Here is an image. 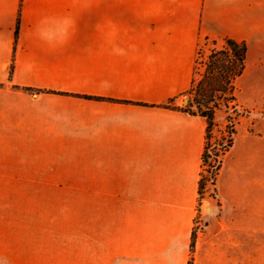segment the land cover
<instances>
[{"label":"crops","instance_id":"0c3cea01","mask_svg":"<svg viewBox=\"0 0 264 264\" xmlns=\"http://www.w3.org/2000/svg\"><path fill=\"white\" fill-rule=\"evenodd\" d=\"M226 39L264 88V0H0V264H189L207 122L178 106ZM217 189L255 217L264 133Z\"/></svg>","mask_w":264,"mask_h":264},{"label":"rangeland","instance_id":"374dc122","mask_svg":"<svg viewBox=\"0 0 264 264\" xmlns=\"http://www.w3.org/2000/svg\"><path fill=\"white\" fill-rule=\"evenodd\" d=\"M216 47H222L223 41H215ZM214 41L202 44V55L195 71V80H199L203 73L210 51L214 48ZM201 63V64H200ZM237 82L236 109L226 111L225 108L217 110L216 119L208 141L209 163L204 169L205 187L199 200L197 217L195 220L194 247L191 249L189 264H264V206L256 201L255 217H241L239 228L222 219L220 203L218 201V176L216 170L220 160L222 166L225 156L222 149L227 141L228 132L235 128V141L240 134H252L256 137L264 133V88L258 90L250 87V77ZM259 91L261 97H256ZM181 107L194 112L195 108L189 106L192 95L183 94ZM257 140V144H258ZM233 144V146H234ZM231 150V149H230ZM219 153V157L216 154ZM222 169V167H221ZM255 230H250V229Z\"/></svg>","mask_w":264,"mask_h":264},{"label":"trees","instance_id":"16d2710c","mask_svg":"<svg viewBox=\"0 0 264 264\" xmlns=\"http://www.w3.org/2000/svg\"><path fill=\"white\" fill-rule=\"evenodd\" d=\"M19 23L17 25L16 36L18 38ZM214 48L210 51L205 63L201 62L205 66L203 73L199 80L193 79L192 86L188 91L192 98L190 99L189 106L195 108L194 112L187 111L192 115H197L205 118L207 122V142L205 146V152L203 154V171L201 173L200 180V198L203 194L205 187L204 169L208 167L209 163V138L211 135L212 127L214 125L217 110L225 108L226 111L230 109H236L238 102L237 98V82L243 76L247 68L248 61V45L245 42H238L233 39H226L223 41L222 47H216L214 41ZM202 55V48L199 49L197 66ZM200 63V64H201ZM196 66V70H197ZM13 66L11 67L10 75L13 74ZM195 70V71H196ZM30 91V89H24ZM89 99H99L115 101L113 99L99 98L86 96ZM173 102H169L164 106L167 108L172 107ZM236 135L235 128H231L228 132L227 141L222 149V156H225L234 144V137ZM219 157V153L216 154ZM222 167V160L216 170V178ZM194 234L191 249L194 247Z\"/></svg>","mask_w":264,"mask_h":264}]
</instances>
